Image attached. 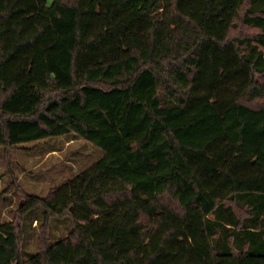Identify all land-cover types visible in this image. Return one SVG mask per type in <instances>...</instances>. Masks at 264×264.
<instances>
[{
	"label": "trees",
	"instance_id": "1",
	"mask_svg": "<svg viewBox=\"0 0 264 264\" xmlns=\"http://www.w3.org/2000/svg\"><path fill=\"white\" fill-rule=\"evenodd\" d=\"M56 136L101 155L0 264H264V0H0V153Z\"/></svg>",
	"mask_w": 264,
	"mask_h": 264
},
{
	"label": "rangeland",
	"instance_id": "2",
	"mask_svg": "<svg viewBox=\"0 0 264 264\" xmlns=\"http://www.w3.org/2000/svg\"><path fill=\"white\" fill-rule=\"evenodd\" d=\"M40 19L46 20L43 17ZM22 21L31 23L32 20L27 15ZM255 32V29L238 26L232 29L230 35L250 36ZM100 155L101 151L90 142L65 136L3 150L0 153V221L15 219L17 205L26 194L46 196L51 188L87 167ZM29 230L25 250L34 251L38 246L36 236L43 232L34 220Z\"/></svg>",
	"mask_w": 264,
	"mask_h": 264
}]
</instances>
